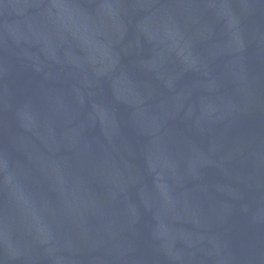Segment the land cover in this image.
<instances>
[{
	"label": "water",
	"instance_id": "1",
	"mask_svg": "<svg viewBox=\"0 0 264 264\" xmlns=\"http://www.w3.org/2000/svg\"><path fill=\"white\" fill-rule=\"evenodd\" d=\"M0 264H264V0H0Z\"/></svg>",
	"mask_w": 264,
	"mask_h": 264
}]
</instances>
